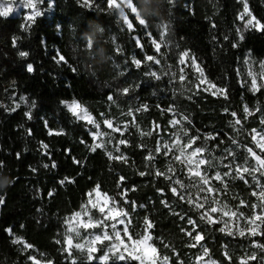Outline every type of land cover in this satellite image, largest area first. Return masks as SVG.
Wrapping results in <instances>:
<instances>
[{
	"label": "trees",
	"instance_id": "1",
	"mask_svg": "<svg viewBox=\"0 0 264 264\" xmlns=\"http://www.w3.org/2000/svg\"><path fill=\"white\" fill-rule=\"evenodd\" d=\"M243 1L133 0L147 23V27L140 25L130 15L134 30L127 28L117 10L107 7V0H89L88 4L81 0H40L38 8L42 14L27 31L20 15L0 19L3 44L0 68L8 75L11 73L16 95L27 101V106H18L14 111L10 108L0 111V162H3L0 171L17 178L15 183L0 189L5 200L0 205V264H33L30 250L13 243L17 237L33 245L51 264H71L73 258L77 264H88L81 251L74 248L72 257L64 251L66 218L87 203L88 194L97 185L129 212L130 232L135 237L143 233L145 217L153 222L151 243L160 257H169L170 264L180 261L196 264V257L202 253L199 245L189 247L193 239L186 235L192 229L188 217L199 224L197 231L203 230L202 244L217 264H240L242 258L253 252L257 260H248L247 264H259L264 252L254 247L253 241L264 242V236H229L226 231L220 232V223L210 225L200 220L202 211L194 203L190 205L174 196L170 191L173 183L154 174L157 170L166 172L170 166L162 144L173 141V134L181 127L170 124L173 116L166 111L169 106L180 118L187 117L182 127L188 136L200 137L193 146H207L211 174L228 171L225 164L242 163L248 156L247 147L264 155L250 135L253 128L264 130L261 124L264 88L253 92L249 75V64L257 74L261 71L264 31L244 28L245 23L239 19ZM246 2L252 14L264 23V0ZM165 24L167 31L161 27ZM162 32L166 44L161 45L157 54L151 38L159 41ZM241 33L243 40L239 39ZM13 37L18 39L11 49ZM89 38L94 42L91 50L86 47ZM137 38L143 47L137 45ZM234 44L237 46L233 47ZM4 50L9 53L6 55ZM20 51L28 56L20 57ZM183 51H189L190 55L181 66L179 57ZM58 53L65 57L64 61L57 62ZM147 55L160 59V64L147 61ZM192 57L197 59L209 82L228 90L227 100L222 95H213L212 88L200 83ZM134 59L142 61L140 67H136ZM28 64H32V72L27 71ZM181 68L183 81L179 78ZM152 71L160 79L148 74ZM258 83H264V79L258 77ZM124 88H129L127 95L122 92ZM73 99L86 107L100 125V133L106 134L99 138L103 147L91 150L96 143L90 125L74 116L65 105ZM244 105L252 110L259 107L260 111L245 119ZM130 111L132 115H128ZM232 111L237 112L236 118L242 120V125L233 127ZM28 112L30 119L25 115ZM105 119L112 120L120 131L105 126ZM148 132L152 134H143ZM209 135L216 139H205ZM188 136H184L185 142ZM233 138L237 144L232 143ZM121 139L129 143L120 145ZM158 141L161 152L156 154ZM42 144L48 145L47 149ZM117 147L128 158L127 163L109 158L108 152ZM229 149L235 154L234 159H224ZM149 152L156 156L154 162L145 159ZM141 171L151 174L141 176ZM121 176L126 178L123 183ZM66 177L74 182L62 184ZM245 177L247 184L240 179L225 178L227 193L217 195L222 203L247 217L252 214L250 205L257 203V198L251 195L255 181L247 174ZM258 178L264 183V177ZM211 183L217 189L223 187L220 181ZM123 188H135L128 191L127 204L120 196ZM158 189H163V194ZM240 200L248 206H240ZM176 213L185 219L181 220ZM9 228L12 235L5 231ZM165 244L169 246L164 247ZM103 253L99 249L94 255L98 258ZM92 264L100 261L96 259ZM115 264L138 262L127 259Z\"/></svg>",
	"mask_w": 264,
	"mask_h": 264
},
{
	"label": "snow or ice",
	"instance_id": "2",
	"mask_svg": "<svg viewBox=\"0 0 264 264\" xmlns=\"http://www.w3.org/2000/svg\"><path fill=\"white\" fill-rule=\"evenodd\" d=\"M40 0H0V17H8L10 14L13 13L14 7L13 4H19L22 7L31 10L29 14L25 16V26L24 30L27 31L28 28L31 27L32 23H35V18L39 17L42 13L41 10L38 8V3ZM85 4L89 3V0H84ZM169 2H172V0H169ZM107 7L109 9L118 10L120 17L123 18L124 23L127 25V28L129 30H133V24L129 21L128 16L125 14V7L129 8L132 13L135 14L136 19L138 20L140 25H144L147 27L146 20L141 17L139 8L137 4L133 3V0H107ZM245 16L248 17V19L245 21L244 28L247 29H255L256 31H264V23H262L259 19H257L252 12L249 9L248 3L246 0H244L243 3V12L240 14V19L245 20ZM215 25H213L214 27ZM161 27L167 31L168 25H161ZM239 32V29H238ZM148 35H151L150 33ZM17 37H13V46H16V40ZM239 39L243 40L244 36L241 33L239 35ZM136 43L138 46L143 47V45L140 44L139 38H137ZM152 44L154 45L157 54H160V49L162 44H166L164 32L161 33L160 40L157 41L156 39H152ZM237 45L234 44L233 47H236ZM86 47L91 50L94 47V42L91 38L87 40ZM190 55L189 51H183L180 54L179 60L181 64L185 63V58H188ZM20 57H27L28 53L25 51L19 52ZM58 61H64L65 57L63 55H60L58 53ZM146 60L149 62H153L155 64H160V59H157L153 55H147ZM133 63L136 65V67H140L142 61L139 59H134ZM191 63L193 66H195L196 70L200 72L201 80L200 83H208L209 86L214 89L213 95H222L225 100L228 99V90L226 88L217 87L215 84L209 82L204 77V70L200 67V65L197 63V59L195 57H192ZM261 71L257 74L252 71L249 72V75L252 77L251 79V90L253 92L259 91L261 88H264V83H258V77L260 79H264V63H261L260 65ZM27 71L32 72L33 66L32 64L27 65ZM184 69L181 68L180 72V80L183 81L185 79V76L183 75ZM152 77H155L156 79H160V76L157 74V72L152 71L148 73ZM166 74V73H165ZM199 87V85H197ZM207 91V89H205ZM123 94L127 95L129 93V88L122 89ZM108 99L110 101L113 100L112 96H109ZM33 107L35 104L33 103ZM18 107V105H17ZM69 110L72 112L74 116H77L81 119H86L89 124H93L95 127L99 128V125L96 124V122L92 119L91 116L88 115L87 111L82 108V106L76 102L73 101L71 104L68 105ZM13 111L15 109H12ZM144 110H147V106H144ZM166 111L172 113L174 116L178 115L174 108L172 106H169ZM224 111L227 113L228 108L225 107ZM243 111L245 113V119L248 116H251L256 111H260L259 107L252 110L249 109L247 105H244ZM83 112L84 115L80 116V113ZM25 115L30 119L31 113H25ZM128 115H132V112L130 111ZM230 115L235 118L232 121L233 127L237 125H242V120L237 117V112L232 111ZM187 120V117H182L180 119H173L170 121V124L173 127H176L177 125H181V127L178 129L177 132L173 134V141L172 144L165 143L163 144V149L165 150V154H171L173 153L174 149L176 152H178V155H174L173 159L176 161H181V163H184L187 167V174L189 175V178H199L198 182L185 185L182 180L180 179H174L176 176V170L169 166L167 171H160L157 170L154 174L156 177L163 176L165 179L171 181L173 185H178L179 190L176 186H172L170 188V191L173 193L174 196H178L181 201H185L189 203L190 205L195 202V206L198 209H204V211L200 215V220L207 222L208 224H215L220 223L223 221V217H230V218H241L243 217L246 220V226L244 228L239 229V236L245 237L246 233L250 237H256L258 235L264 236V183H261V180L258 179L259 177H264V155L258 154L257 151H255L252 147H247L246 152L248 153V156L244 158L242 163L239 164H225L224 167L228 169V171H225L224 173L216 172L215 175L209 176L208 175V168L212 167V161L211 159L206 157V153H208L207 146H198L193 147L195 145L196 141L200 139L199 136H188L187 131L182 127L183 121ZM105 125L112 129L113 131H120V128L118 126L114 127L113 122L111 120H105ZM261 124H264V119L261 120ZM156 128H159V125H156ZM124 131H127V125H125ZM183 133V135H181ZM49 134H52L51 132ZM59 134V133H57ZM145 135H151V132L143 133ZM93 138L97 139L100 136L106 135L105 133H100L99 131L94 132ZM121 135H124V132H121ZM184 136H188L187 141H184ZM251 138L252 141L255 143L256 148L260 150V153H264V130L258 131L257 129L253 128L251 129ZM205 139H212L215 140V136H206ZM222 142V141H221ZM120 145H127L129 142L126 139H121L118 141ZM158 146L155 150L156 154H159L161 152V147L159 146V141L157 142ZM233 144H237L238 142L233 138L232 139ZM42 147L44 149H47L48 145L42 144ZM103 147L102 143H97L92 146V151H95L96 148ZM143 147V145H141ZM191 151H188V150ZM116 152H120L119 147L115 149ZM227 156L224 157V159H228L229 157L235 158V154L232 150H226ZM110 159L120 160L125 163L128 162V158L123 155V153H120V155L113 156L112 153H108ZM17 157L19 158V154H17ZM156 156L149 152V154L145 157V159L149 162H154ZM183 158V159H182ZM249 160H253L254 163H249ZM76 163H80L79 160L75 161ZM55 167V164L52 165ZM202 166H206L203 167ZM45 167H48V165H45ZM0 169H3V162H0ZM151 173H146L144 171H141L139 175L145 176L149 175ZM245 174L248 176H251L253 181H255L256 188L252 191L251 195L257 198V203H253L250 205L252 209V214L250 216L245 217L242 212H239L237 210H233V208L229 207L227 204L221 203L219 199L216 198V194L218 193H227L228 190V181L225 178L230 179H240L243 180L246 184L248 183ZM258 174V175H257ZM0 178H3L4 180L10 181V183H15V180L17 178L10 177L8 175H5L2 171H0ZM120 183H123V181L126 179L124 176H121ZM220 181L223 185L222 188L217 189L214 187L211 183V181ZM65 181L67 182H74L69 180L67 177L64 181H61L63 184ZM189 188H196L197 189V195L195 197V201L193 200L192 193L188 192L187 190ZM94 191L97 193L96 202L92 201L91 199L88 201V204L91 205V208H95L100 213L99 218H95L92 215L91 209L88 207V205H85L80 212H76L73 214L72 217L69 218V221H66V223L69 224V227L67 229V233L64 238V243L66 247L64 248V251H66L69 255V257H72V249L75 248L76 250H79L81 252L86 251V260L88 264H92V262L96 259H99L100 264H108L109 261H112V264H115V261H126L129 257L131 259L137 260L140 262V264H164V262H167L169 260L168 256L159 257L158 255V249L156 246L151 243L153 241V236L151 235L150 230L154 228L153 222L145 217L144 219V233L140 235L138 238H133L132 234L129 231V225L131 224V220L129 219V212L126 211L124 208L119 206V202L115 200L114 198L108 196L106 193H100L99 185H97L96 189ZM128 191H135V188L127 189L123 188L120 196L123 199V202L125 204L129 203V201L126 199ZM158 191H161L163 194V189H158ZM199 193H205L204 196H200ZM212 194V199H209V195ZM51 196L52 193H49ZM89 197L92 196V193L88 194ZM236 198V197H234ZM102 200V202H100ZM165 204V207H168V204L166 201H161ZM5 203L4 197L0 196V205H3ZM132 210H135V202H131ZM205 205H207V208H205ZM240 206H248L246 205L245 201L240 200ZM143 207V205H141ZM257 209L259 211H257ZM221 213L219 218H214L212 214L214 213ZM176 215L180 216V219H185V216L176 213ZM86 217V219H85ZM187 223L192 225L191 231H186V235L191 237L193 239V243L189 244V247H196L199 245L202 249V254L198 255L196 257V264H201V262L205 261V257H208L206 264H217L215 260H212L209 256V249L207 247H204L202 244V241L205 240V234L203 230L197 231L199 228V224L196 220L192 219L191 217H188ZM123 225L122 228L119 226ZM224 227H221L219 229L220 232H225L227 230V235L233 236L235 233L228 227V222L224 221ZM80 229H83L85 232H87V236L81 237V231ZM91 229H101L100 232L95 233L91 232L89 230ZM111 229V231H109ZM6 232L9 233V235H12V229H5ZM181 231H185L184 229H181ZM195 233V235H193ZM74 234V235H71ZM74 239L77 240L76 243H74ZM105 241L110 242L107 246V250L104 251L103 255L100 257H96L94 254L99 250L98 245H103ZM13 243L15 244H22L24 249H31L33 248V245L26 243L22 238H15L13 240ZM57 243H60L58 240ZM163 243V241H161ZM169 245L165 244L164 247H168ZM253 246L259 248L262 252H264V242L259 241H253ZM225 257L229 260L231 259L229 253L225 251L224 253ZM30 260L33 261V264H41L39 260L36 259V257L32 256L29 257ZM248 260H257V254L255 252L251 253L250 255L246 256L245 258L241 259L240 264H247ZM48 264H51V261H48ZM71 264H77V261L75 258L71 260ZM179 264H183L182 261L179 262ZM259 264H264V257H260Z\"/></svg>",
	"mask_w": 264,
	"mask_h": 264
},
{
	"label": "rangeland",
	"instance_id": "3",
	"mask_svg": "<svg viewBox=\"0 0 264 264\" xmlns=\"http://www.w3.org/2000/svg\"><path fill=\"white\" fill-rule=\"evenodd\" d=\"M82 2H84V0H81ZM6 2H7V0H6ZM244 2V1H243ZM85 3V2H84ZM13 7H14V11H13V13L12 14H16V15H20V17H22L23 19L25 18V16L27 15V14H29L30 13V11L31 10H29V9H26V8H24V7H22L21 5H19V4H16V3H14L13 4ZM118 11V10H117ZM243 12V11H242ZM118 13H119V11H118ZM125 14L128 16V19H129V21L132 23V21H131V19H130V15H132V16H134L135 17V19H136V16H135V14L134 13H132L131 12V10L129 9V8H127V7H125ZM11 15V14H10ZM239 17H240V15H239ZM3 18H5V17H0V19L2 20ZM122 18V17H121ZM123 19V18H122ZM240 19V18H239ZM248 19V17L247 16H245V20H241V21H243L244 23H245V21ZM137 20V19H136ZM124 21V20H123ZM138 21V20H137ZM24 22H25V19H24ZM133 24V23H132ZM126 25V24H125ZM127 26V25H126ZM135 28H134V26H133V30H134ZM152 39L153 38H151V42H152ZM158 41V40H157ZM3 44L1 43V41H0V50L1 49H3ZM154 46V45H153ZM11 49H13L14 48V46H11L10 47ZM155 48V47H154ZM156 50V49H155ZM1 52V51H0ZM4 52H5V50H4ZM9 53V51L8 50H6V52H5V54L7 55ZM18 55H19V53H18ZM4 57H5V55H4ZM186 59L187 58H185V62H186ZM179 63H180V61H179ZM262 63H264V61L262 62ZM185 64V63H184ZM184 64H181L180 63V65L181 66H183ZM194 68H195V66H194ZM196 69V68H195ZM250 71H252V72H254V73H257L254 69H253V67L251 66V64H249V72ZM198 74H199V77H200V80H201V76H200V72L198 71ZM204 77L206 78V76H205V74H204ZM206 80H207V78H206ZM208 81V80H207ZM15 79L13 78V76H11V73H10V75H8L7 74V72L5 71V69H1L0 68V111H2V110H6V109H8V108H10V110H12V109H15V108H17V105L18 106H21V105H24V106H27V101H26V99L23 97V96H17L16 95V92L14 91V90H16V87H15ZM205 85H207V86H209V84L208 83H204ZM210 87V86H209ZM211 88V87H210ZM213 90V92L215 91L214 89H212ZM217 95H219V94H217ZM73 101H76V102H78L79 103V101H77L76 99H73V100H71V101H67V102H65V105H66V107L68 108V105L69 104H71ZM80 104V103H79ZM81 105V104H80ZM82 106V108L83 109H85L86 111H87V113H88V115L89 116H91L92 117V119L96 122V124H98V122L95 120V118L93 117V115L92 114H90L89 113V111L86 109V107L85 106H83V105H81ZM69 109V108H68ZM175 112H176V110H175ZM72 113V112H71ZM177 113V112H176ZM178 114V113H177ZM84 115V113L83 112H81L80 113V116H83ZM171 115L173 116V118H172V120L173 119H180V116H179V114L178 115H176V116H174L172 113H171ZM77 117V116H76ZM78 118V117H77ZM79 119H81V118H79ZM82 120H84V121H86L87 122V120L86 119H82ZM106 120V119H105ZM104 120V121H105ZM107 120H110V119H107ZM112 121V120H111ZM88 123V122H87ZM89 124V123H88ZM90 125V127H91V136L93 137V133L94 132H97V131H99V132H101V129H100V125H99V128H97V127H95L93 124H89ZM104 125H105V123H104ZM106 126V125H105ZM114 127H116V125L114 126ZM258 131H260V129H257ZM250 135H251V132H250ZM100 138V137H99ZM99 138H97V139H94L93 138V140H94V142L97 144V143H101V141L99 140ZM165 143H168V144H172V141L171 140H166L165 142H163V144H165ZM163 144H162V146H163ZM194 147V146H193ZM188 151H191L190 149L188 150ZM108 153H112V155L113 156H117V155H120V153L121 152H116L115 151V149L114 150H110ZM179 153L178 152H176L175 151V149H174V151H173V153H171V154H167V156H168V158H169V161L171 162L170 163V166L171 167H173L175 170H176V176L174 177V179H180V180H182L183 181V183L185 184V185H190V184H193V183H196V182H198V180H199V178H192V179H190L189 178V175L187 174V167L185 166V164L184 163H181V161H176V160H174L173 159V156L174 155H178ZM183 159V158H182ZM203 167H206V166H202V168ZM208 175L209 176H213V175H215V174H211L210 173V171H209V168H208ZM259 179V178H258ZM212 182V181H211ZM174 186H176L177 188H178V190H179V186L178 185H174ZM96 189V188H95ZM188 192H191L192 193V197H193V200L195 201V197H196V195H197V189L196 188H189L188 190H187ZM92 196L91 197H88V200H87V203L85 204V205H88V207L91 209V212H92V215L95 217V218H99V216H100V213L98 212V210L97 209H95V208H91V205L90 204H88V201L91 199L92 201H94V202H96V198H97V193L93 190L92 192ZM100 193H103V192H101L100 191ZM199 195L200 196H204L205 195V193H199ZM209 195V199L211 200L212 199V194H208ZM109 196V195H108ZM110 197H112V196H110ZM112 198H114V197H112ZM216 198L217 199H219V196L216 194ZM115 199V198H114ZM116 200V199H115ZM220 200V199H219ZM221 201V200H220ZM100 202H102V200L100 201ZM222 203V202H221ZM194 204H195V202H194ZM224 204V203H223ZM85 205H83L82 207H81V209L79 210V211H77V212H80L81 210H82V208L85 206ZM119 206H120V204H119ZM120 207H122V206H120ZM123 208V207H122ZM205 208H207V205H205ZM202 212L204 211V209H200ZM257 211H259L258 209H257ZM74 213H76V212H74ZM73 213V214H74ZM73 214H71L70 216H68L67 218H66V221H69V218L70 217H72L73 216ZM220 215H221V213H214V214H212V216L214 217V218H219L220 217ZM85 219H86V217H85ZM130 219V218H129ZM224 221H227L228 222V227L235 233V234H238L239 235V229L240 228H244L245 226H246V220L243 218V217H241V218H239V219H237V218H230V217H223V221H221L220 222V224H221V227H224L225 225H224ZM67 224V229H68V227H69V224L68 223H66ZM120 228H122L123 227V225H120L119 226ZM80 231H81V237H84V236H87V232H85L83 229H80ZM89 231H91V232H95V233H98V232H100L101 231V229H91V230H89ZM109 231H111V229H109ZM129 231H130V225H129ZM226 232H227V230H226ZM131 233V232H130ZM143 233H144V230H143ZM142 233V234H143ZM67 234H69V233H67ZM141 234V235H142ZM247 234V233H246ZM71 235H74V234H71ZM133 236V238L135 239V238H138V237H135L134 235H132ZM74 243H76L77 242V240L76 239H74V241H73ZM109 243L110 242H108V241H105L104 242V244L103 245H98L97 247H98V249H102L103 250V252L104 251H106L107 250V246L109 245ZM23 246V245H22ZM65 247H66V245H65ZM74 249V248H73ZM72 249V250H73ZM28 250H30V256L29 257H32V256H34V257H36V259L37 260H39L40 262H41V264H48V261L46 260V258H45V256H44V254H42V253H40V252H38L34 247L33 248H31V249H28ZM85 256L87 255L86 254V251L85 252H82ZM202 254V253H201ZM200 254V255H201ZM160 257V256H159ZM162 257H164V256H162ZM161 257V258H162ZM128 259H131L130 257L128 258ZM207 259H208V257H205V261L204 262H201V264H206V261H207ZM212 259V258H211ZM99 260V259H98ZM213 260V259H212ZM137 261V260H136ZM31 262H33L32 260H31ZM138 262V264H140V262L139 261H137ZM158 264H159V262H158ZM164 264H170L169 263V260L167 261V262H164Z\"/></svg>",
	"mask_w": 264,
	"mask_h": 264
},
{
	"label": "clouds",
	"instance_id": "4",
	"mask_svg": "<svg viewBox=\"0 0 264 264\" xmlns=\"http://www.w3.org/2000/svg\"><path fill=\"white\" fill-rule=\"evenodd\" d=\"M9 185H10V181L0 180V189H4V188H6Z\"/></svg>",
	"mask_w": 264,
	"mask_h": 264
}]
</instances>
